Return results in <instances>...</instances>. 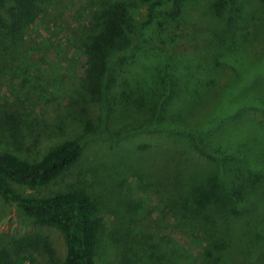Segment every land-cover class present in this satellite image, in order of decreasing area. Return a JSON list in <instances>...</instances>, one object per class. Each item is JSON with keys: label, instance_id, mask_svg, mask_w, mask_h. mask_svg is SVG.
Masks as SVG:
<instances>
[{"label": "trees", "instance_id": "16d2710c", "mask_svg": "<svg viewBox=\"0 0 264 264\" xmlns=\"http://www.w3.org/2000/svg\"><path fill=\"white\" fill-rule=\"evenodd\" d=\"M102 1L70 7L81 23L70 34L77 38L64 48L81 62L74 94L101 112L99 127L85 119L86 135L119 140L136 131L158 140L136 146V191H152L160 211L149 231L136 215L129 248L136 260L128 263L154 264L163 259L162 249L182 264L227 260L222 256L230 257L234 249L237 222L252 211L255 198L263 202L264 197L259 189L264 186V67L256 65L262 56H247L264 27V0L259 11L249 8V0H207L206 8L196 11L190 7H198L197 0ZM62 2L0 0L1 76L18 68L35 74L38 51L27 39ZM197 13L208 22L203 24L207 46L197 38L200 27L186 23L187 14ZM228 56L236 57V74L225 81L221 69ZM17 101L11 96L0 102V198L36 223L59 230L66 255L60 259L36 235H0V264H37L33 254L40 250L48 259L44 264H98L104 204L86 187L51 188L83 160V136L58 143L46 126L34 132L27 106ZM251 111L263 122L251 119ZM14 142L28 152L11 150ZM153 147L157 155L147 167L142 154ZM32 148L40 158H32ZM33 190L45 194L27 193ZM140 207L137 199L136 211ZM131 209L128 202V214ZM111 211V221L130 224L127 215L123 219ZM162 230L181 232L187 245L200 250L202 262L181 254Z\"/></svg>", "mask_w": 264, "mask_h": 264}, {"label": "rangeland", "instance_id": "374dc122", "mask_svg": "<svg viewBox=\"0 0 264 264\" xmlns=\"http://www.w3.org/2000/svg\"><path fill=\"white\" fill-rule=\"evenodd\" d=\"M197 1L200 2L198 7L197 3L193 4L195 8L189 6L193 11L200 9L199 6L201 5H203V9L206 8L207 0ZM249 1L251 10H263L259 0ZM78 2L82 5L85 4V0H64V2L54 5L53 8L55 9L49 12L37 28H33L27 39V44L32 45L38 51L36 56L38 58L33 62V64L37 63V65L35 64V74L32 73L31 77L30 74H25L20 68L14 73L4 71L2 76L0 74V102L11 96L16 97L17 103L27 106V111L31 114L30 120L34 123V132L39 133V130L46 126L49 128L50 137L58 143L67 139L78 138L80 135L83 136L81 137L85 143L83 160L71 172L53 184L51 188L62 190L67 187L76 189L86 187L88 191L95 193L99 201L105 206L103 210L105 231L102 233V254L98 264H129V260H136L132 252L129 251L130 243H134L133 237L136 233V215L139 217L141 225L148 230L151 228L152 218L158 217L160 211L152 191H136V161H138L136 160V146L156 144L158 140L153 135L145 132L136 133V131L123 133L119 140L111 136L86 135V132L84 133L85 119H93L96 127H99L102 122L97 117L101 112L88 99L81 100L79 95L74 94L79 90L77 84L81 75V62L64 48L68 43H72L71 41L74 42V38H77L73 35L71 37L70 34L74 33L78 23H81L80 16L79 14L73 16L70 13V7L79 4ZM102 2H107V0ZM192 2H196V0H192ZM186 17L188 25L200 27L197 38L201 44L207 46L208 41L203 30V24L206 21L203 14L201 16L199 13L196 16L187 14ZM214 26L213 22L211 27ZM260 26L264 25L261 24ZM261 29L263 30L260 35H257V40L254 38V41H251V51L247 53V56L254 58L262 56L256 65L262 64L261 67H264V27ZM250 30L254 31L253 28ZM61 48L65 51L59 52ZM235 60V56L226 57L225 65L221 69V71L224 70L222 80L226 81L228 77L236 74ZM125 65H127V61ZM211 67L213 66H209V68ZM133 72H136V69ZM68 96L71 98L70 101H66ZM254 112L251 111L252 115L249 113V117L257 124L263 122V119ZM163 142L161 141L159 144H164ZM14 144H10L11 150L18 151L23 155L26 154V149L19 151V143ZM157 149L158 147H153L142 154L143 158L145 157L143 161L145 166H151L155 158L153 156L157 155L153 153ZM29 153H36L31 154L33 155L32 158H40L41 156L33 148ZM259 189L264 191V186ZM27 193L43 195L45 191L36 192L33 190L27 191ZM137 199L141 201V207L136 211ZM255 199L253 200L252 211L244 212L237 225L236 223L233 225L237 227L234 232L236 235L234 237L235 246L232 252L230 251V257L226 254L222 257L228 258L227 260L220 259L211 264H264V197L262 198L263 202H257V198ZM128 202L129 205L133 206L129 214L127 213ZM111 210H116L119 216H124L123 219L127 215L126 219L129 220L130 224L126 220L123 223L113 219L111 221ZM161 233L170 236L171 240L180 247L181 254L187 253L197 256V261L202 262L200 250L187 245L186 236L181 232L162 230ZM0 235H36L41 237V240L49 242L51 249L56 252L60 259L66 255L65 240L59 230L36 223L27 218L17 206L8 205L1 198ZM132 247L136 252V244ZM192 248L194 249L192 250ZM162 251L164 256L162 254L161 257L163 259H156L154 264H182L180 261L178 262L175 255L169 254L167 255L168 258H164L167 257L166 251L163 249ZM41 252L42 250L33 254L35 259H38L37 264L48 263V259L44 258Z\"/></svg>", "mask_w": 264, "mask_h": 264}]
</instances>
